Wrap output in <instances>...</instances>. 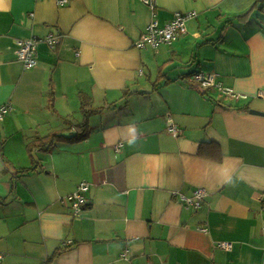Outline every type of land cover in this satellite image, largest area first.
<instances>
[{"label":"crops","instance_id":"crops-1","mask_svg":"<svg viewBox=\"0 0 264 264\" xmlns=\"http://www.w3.org/2000/svg\"><path fill=\"white\" fill-rule=\"evenodd\" d=\"M59 1L0 0V264H264V0ZM176 12L196 13L179 41L135 46ZM31 38L26 70L17 42ZM82 181L75 216L63 201Z\"/></svg>","mask_w":264,"mask_h":264},{"label":"built area","instance_id":"built-area-1","mask_svg":"<svg viewBox=\"0 0 264 264\" xmlns=\"http://www.w3.org/2000/svg\"><path fill=\"white\" fill-rule=\"evenodd\" d=\"M144 4L148 5L151 9L156 8L157 0H140ZM68 0H60V5L67 4ZM196 13H174L173 19L168 22L165 26L161 27L157 20L152 21L147 29L142 33L140 39L135 43L138 49H144L148 46L157 48L162 44H173L179 41L187 33L186 22L195 17ZM46 41L55 49L59 43L58 36H49ZM39 39L31 38L29 40H21L17 42V59L22 63L26 70L33 69L37 66V47ZM216 73H203L197 72L192 76V82L195 83L200 89L206 90L211 88H218L224 95L239 98L232 89L224 88L221 83L217 81ZM12 110L11 103H6L0 106V121L10 113ZM166 129L168 132L178 135V129L172 122L171 118L167 119ZM123 143L116 145V152H120L123 148ZM89 191V184L86 181H82L76 191L65 198L63 203L69 207L75 216H80L87 206V193ZM207 192L204 189H196L191 197H185L181 195L182 201L185 202L186 206L191 209L201 208ZM264 232V226H263ZM223 249H230L232 244L223 242L220 244ZM128 251L122 253L123 258H127Z\"/></svg>","mask_w":264,"mask_h":264},{"label":"trees","instance_id":"trees-1","mask_svg":"<svg viewBox=\"0 0 264 264\" xmlns=\"http://www.w3.org/2000/svg\"><path fill=\"white\" fill-rule=\"evenodd\" d=\"M88 107H89V100L86 97H83V99H82V111H83V115H84V118L86 121L92 113L96 112L95 110H91ZM84 126H85V128H88L87 124L86 125L84 124ZM84 136H85V133H83L82 138ZM60 139H64V138L58 136V132L51 133L50 135H48L46 137L38 138L37 140L31 142L28 145V150L31 154H32V151H34L36 149H40L42 151L49 152L56 145V141H59ZM31 157H32V160L34 161L33 167L29 168V169H24L22 172H29L32 169H35L34 166H36L37 161H35L33 155Z\"/></svg>","mask_w":264,"mask_h":264},{"label":"water","instance_id":"water-1","mask_svg":"<svg viewBox=\"0 0 264 264\" xmlns=\"http://www.w3.org/2000/svg\"><path fill=\"white\" fill-rule=\"evenodd\" d=\"M256 114H258V113H256ZM76 135H77L76 131H67V132H63V133L59 134V136L63 137V138H72V137H74Z\"/></svg>","mask_w":264,"mask_h":264}]
</instances>
